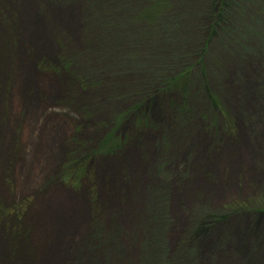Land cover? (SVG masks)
<instances>
[{"label":"rangeland","instance_id":"rangeland-1","mask_svg":"<svg viewBox=\"0 0 264 264\" xmlns=\"http://www.w3.org/2000/svg\"><path fill=\"white\" fill-rule=\"evenodd\" d=\"M127 1L0 0V264H264V221L245 236L250 214L213 229L198 260L187 239L200 208L264 210V7L247 14L249 53L213 40L228 59L217 120L175 117L169 101L183 98L158 86L102 154L132 104L119 91L149 89L166 56L147 55L144 37L125 46ZM131 54L142 68L120 71Z\"/></svg>","mask_w":264,"mask_h":264},{"label":"trees","instance_id":"trees-1","mask_svg":"<svg viewBox=\"0 0 264 264\" xmlns=\"http://www.w3.org/2000/svg\"><path fill=\"white\" fill-rule=\"evenodd\" d=\"M263 1H127L125 8L122 10L125 16L122 26L125 27L126 32L124 34L120 32L124 40L127 41L125 46L131 48L130 46L134 44L135 40L139 44L140 37H144L143 48L148 50L147 55L150 51H156L157 53V50L164 46L166 56L158 60L160 65L158 70L149 69V72L147 71L148 73L155 72L154 79L150 81L149 89L145 87V84H136L126 91H119V97L128 98L129 103L132 104L127 108L125 114L118 115L120 119L115 121L114 128L107 132L100 141L98 152L102 154L113 153L116 148L120 147L122 141L116 131L122 121L127 120L133 109L143 108V104L147 101L145 94L147 93L149 97L150 89L154 90L152 88L158 86L160 87L158 92L164 93L163 98H166L167 94L180 95L183 98L179 104L176 103L175 99L169 101V103L174 102L168 103L174 109L175 117L182 118L189 115L188 112L197 108L200 117L211 114L213 116L211 119L217 120L219 111L224 108L222 93L225 92V89L222 88L220 83L223 76V66L228 59L213 48V40H219L226 51L230 50V47L238 46L243 52L249 53L247 48L241 44V41L247 40L240 41V39H259L257 30L248 28L245 21L250 18L247 17L248 12L254 8L258 9V4L264 7ZM192 5L196 8L190 7ZM177 7H181L180 12L177 11ZM193 38L197 39L195 40L197 43ZM171 41H175L176 45L170 47L172 49V59L166 61L170 56L167 43ZM175 64L176 66H174ZM131 66L135 72L142 68L139 66L134 54H131L128 59L119 64V70L124 71L125 68ZM150 97L152 96L150 95ZM201 103L204 104V108L199 110L198 107ZM148 109L150 111L152 107L150 106ZM138 110L140 109L136 111ZM118 121L121 122L117 123ZM76 162V159L71 160V163L65 166V172ZM160 167L163 169L164 164H161ZM68 172L70 173V171ZM258 211L248 209L245 202L239 200L225 205L220 212L211 211L207 208L198 209L194 214L190 229L187 231V239L193 244L191 255L196 254L198 260L200 246L204 245V242L210 236V232L220 224L230 220L231 217H239L243 213L250 214L249 216L253 220L250 224L247 223L245 236L248 234H250V237L254 236V233L259 229L258 222L264 221V210ZM157 215L158 211L155 210L149 221L150 226L156 231L157 228H155L153 222L157 219ZM260 218H263L262 221H260ZM229 235L227 232L223 233L215 246L219 243L220 246L227 244Z\"/></svg>","mask_w":264,"mask_h":264}]
</instances>
